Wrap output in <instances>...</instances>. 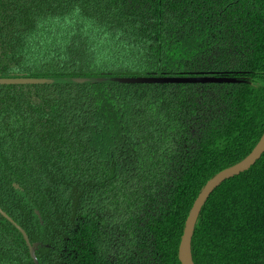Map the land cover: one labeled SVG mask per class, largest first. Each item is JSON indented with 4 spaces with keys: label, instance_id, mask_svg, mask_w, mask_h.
I'll return each mask as SVG.
<instances>
[{
    "label": "trees",
    "instance_id": "1",
    "mask_svg": "<svg viewBox=\"0 0 264 264\" xmlns=\"http://www.w3.org/2000/svg\"><path fill=\"white\" fill-rule=\"evenodd\" d=\"M263 131L264 0H0V264H179ZM191 255L264 264V154Z\"/></svg>",
    "mask_w": 264,
    "mask_h": 264
},
{
    "label": "water",
    "instance_id": "2",
    "mask_svg": "<svg viewBox=\"0 0 264 264\" xmlns=\"http://www.w3.org/2000/svg\"><path fill=\"white\" fill-rule=\"evenodd\" d=\"M263 154L264 131L252 151L243 160L227 169L220 171L206 182V184L196 197L195 201L193 202L184 224L183 233L178 246L179 264H193L191 255V240L195 231V226L200 215L201 209L203 208L213 191L218 188L224 181L248 171L252 166L255 165L257 161L260 160ZM19 230L27 243L28 240L25 233L21 229Z\"/></svg>",
    "mask_w": 264,
    "mask_h": 264
}]
</instances>
